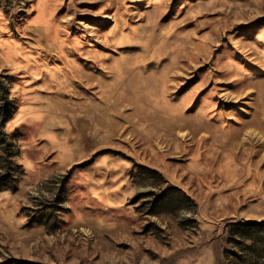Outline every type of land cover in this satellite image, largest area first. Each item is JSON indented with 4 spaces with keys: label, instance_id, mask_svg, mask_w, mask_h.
<instances>
[{
    "label": "rangeland",
    "instance_id": "obj_1",
    "mask_svg": "<svg viewBox=\"0 0 264 264\" xmlns=\"http://www.w3.org/2000/svg\"><path fill=\"white\" fill-rule=\"evenodd\" d=\"M0 132V264H264V0H0Z\"/></svg>",
    "mask_w": 264,
    "mask_h": 264
},
{
    "label": "trees",
    "instance_id": "obj_2",
    "mask_svg": "<svg viewBox=\"0 0 264 264\" xmlns=\"http://www.w3.org/2000/svg\"><path fill=\"white\" fill-rule=\"evenodd\" d=\"M6 137V134H4L3 132H0V149H2V151H4L3 153H5V148H4V139ZM6 154V153H5ZM7 186L4 184V176L0 177V191L2 190H6ZM259 226L264 227V222H261ZM256 223H252V222H239L237 224L232 225L231 229H234L232 231L235 232L240 239L242 240H254L253 235H255L254 233H252V230L254 228H258L259 227Z\"/></svg>",
    "mask_w": 264,
    "mask_h": 264
}]
</instances>
